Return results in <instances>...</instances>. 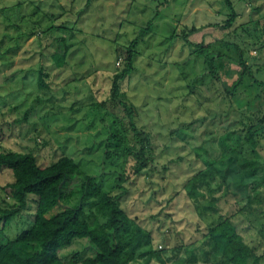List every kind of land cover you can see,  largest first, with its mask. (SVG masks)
Wrapping results in <instances>:
<instances>
[{
	"label": "rangeland",
	"instance_id": "374dc122",
	"mask_svg": "<svg viewBox=\"0 0 264 264\" xmlns=\"http://www.w3.org/2000/svg\"><path fill=\"white\" fill-rule=\"evenodd\" d=\"M14 1L0 0V8ZM230 1L231 8L238 11V26L258 17L257 6H261L258 11L264 15V0ZM231 8L224 0H89L86 7L82 4L73 11L81 13L77 28L82 30L80 37L84 43L73 42L67 67L51 72L47 90H39L35 84L34 71L42 47L38 32L34 31L22 50L19 49L14 62L2 70L10 83L5 85L0 75V150L31 151L41 166L52 163L63 153L70 154L85 173L103 179L109 187V178L114 177L109 176V171L127 168L134 161L132 156H123L120 151L124 146L139 147L141 137L132 133L129 125L132 120L117 108L116 111L124 115L122 125L126 131L122 135L125 139L113 156L105 159L100 143L109 136L107 131L112 132V126L98 116L112 108L105 110V106L96 103L110 95L111 73L120 68L117 66L119 58L126 57L124 44L151 21L145 40L137 47L139 55L134 59L133 71L121 83V98L135 108L136 129L151 134L155 164L151 177L133 180L123 206L151 231L152 245L161 251L166 264H227L220 254H205L210 251L204 236L205 227L218 215L201 214V208L186 196L183 185L201 167L192 152L196 139L216 159L215 166L228 188L227 196L219 199L220 212L232 214L238 209L236 202L250 193L249 183L257 176L244 165L241 154L220 156L217 137L223 130L217 117L228 107H244L254 93L249 84H245L237 94L225 96L222 86L211 80L202 60L191 56V47L181 38L182 30L201 25V20L219 24ZM242 27L236 26L238 35L244 32ZM174 32L177 37H171ZM215 33L213 27H203L190 34L188 40L192 44H208ZM260 40L264 43V34ZM41 41L46 43L45 38ZM45 49L50 53L62 52L63 47L52 40ZM216 50L225 48L216 45ZM261 56L250 47L246 53L247 64L264 70V51ZM229 60H224L230 67L227 76L221 72L223 80L234 78L239 70L238 64ZM7 91L10 97L4 95ZM106 118L110 120L109 115ZM241 125L232 129H239ZM179 157L180 160H174ZM260 159L264 160L263 148ZM9 181L7 173H0L1 207L13 204L10 194L1 190ZM212 187V194L219 196L214 184ZM31 201L25 211L4 226L5 236L0 233V244L5 242V237L14 238L31 224ZM65 207L59 204L49 215ZM243 218L242 232L260 257L249 264H264V200L251 212L245 211ZM88 254L85 239H76L58 252L66 264H82ZM136 256L134 264H160L154 257L141 256L138 252Z\"/></svg>",
	"mask_w": 264,
	"mask_h": 264
},
{
	"label": "trees",
	"instance_id": "16d2710c",
	"mask_svg": "<svg viewBox=\"0 0 264 264\" xmlns=\"http://www.w3.org/2000/svg\"><path fill=\"white\" fill-rule=\"evenodd\" d=\"M224 3L231 8L230 0H224ZM82 4L86 7L89 0H15L0 8V75L5 79V85L10 82L5 78L6 74L2 73L3 68L14 62L19 49L22 50L26 41L37 30L42 48L39 49V61L34 71L35 84L39 90L49 88L47 80L51 72L67 67L73 42L84 43V39L80 37L82 30L77 28L81 13L79 11L78 15L76 11L73 12ZM259 8L261 6L256 7V19L240 23L239 26L238 11L231 8L230 13L219 24L204 23L205 20H201V25L182 30L181 39L191 47V56L195 60H202L211 80L222 86L225 96L237 94L245 84H249L254 93L244 107H228V110L222 111L217 117L219 127L223 130L217 137L220 156L224 158L233 153L241 154L244 165L257 176L249 183L250 193L236 202L238 209L233 210L232 214L220 212L218 202L220 198L227 196L228 188L215 166L216 159L196 139L193 140L195 144L192 152L195 162L201 164V167L183 185L186 196L196 207L201 208V214L210 212L218 215L205 227L204 236L210 247V251L205 254H220L227 264H249L260 258L255 253L256 247L247 242L240 227L244 225L245 211L251 212L255 205H260L264 200V160L260 159L261 148L264 149V70L256 66L254 69L247 64L246 58L250 47L258 51L260 58L264 51V43L260 40L264 34V15L258 11ZM236 26H243V34L238 35ZM150 27L151 21L124 44L126 57L119 58L117 66L120 68L111 73L110 95L106 100L96 103L105 106V110L112 108V111H104L103 115L98 116L99 120L102 118L112 126V132L106 130L109 136L100 143L104 148L105 159L112 157L114 151L124 143V115L132 120L129 124L133 128L132 133L141 137L139 147L124 146L120 151L123 156H132L134 161L127 168L109 171V176H114L109 178V187L104 184L103 179L85 173L70 154L63 153L52 163L41 166L37 156L31 151L0 150V173H7L10 177V181L1 190L10 194L13 199L11 206H0L2 235L5 236L4 226L17 214L25 211L29 207V201L33 200L31 224L14 238L5 237V242L0 244V264H66L58 252L76 239H85L87 242L89 254L82 264H134L137 252L141 256L156 258L160 264H166L160 256L161 251L152 245L151 231L123 206L133 180L151 177L155 164L151 134L136 129L135 108L121 98V83L132 73L134 59L139 55L137 47L145 40ZM203 27H213L217 32L216 35L213 34V41L208 44H192L188 36ZM173 36L177 37L178 34L174 32L171 37ZM42 38H45L46 43L41 41ZM52 40L62 45V52L46 51L45 46ZM216 45L225 50H216ZM225 59H230L229 62H236L239 66L235 77L230 80H223L221 76V72L227 76L230 67ZM4 95L11 96L8 91ZM117 108L121 109L123 116L116 111ZM106 115L110 116V120ZM237 124L242 125L239 129H232ZM110 163L113 164V161ZM149 182L153 184L152 181ZM155 184L159 186V183ZM212 184L215 185L216 192L220 193L217 197L212 194ZM202 200L206 202L202 203ZM59 204L66 207L49 215ZM144 247L146 249L139 253Z\"/></svg>",
	"mask_w": 264,
	"mask_h": 264
}]
</instances>
